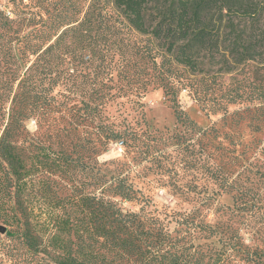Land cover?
Returning a JSON list of instances; mask_svg holds the SVG:
<instances>
[{"label": "trees", "instance_id": "1", "mask_svg": "<svg viewBox=\"0 0 264 264\" xmlns=\"http://www.w3.org/2000/svg\"><path fill=\"white\" fill-rule=\"evenodd\" d=\"M1 4L0 213L15 218L10 235L55 264H264V143L228 156L214 125L178 100L185 89L205 116L223 118L248 101L250 120L264 118V86L253 83L264 77V0ZM220 55L227 71L249 66L247 84L203 74ZM150 88L171 104L173 131L147 124ZM111 142L129 161L114 169L93 155ZM147 174L167 177L173 205L134 183L148 186Z\"/></svg>", "mask_w": 264, "mask_h": 264}, {"label": "rangeland", "instance_id": "2", "mask_svg": "<svg viewBox=\"0 0 264 264\" xmlns=\"http://www.w3.org/2000/svg\"><path fill=\"white\" fill-rule=\"evenodd\" d=\"M5 0H2L4 4ZM55 0H24V2L30 4L32 8L37 4L46 5L49 2ZM3 4L1 6L3 7ZM1 7V8H2ZM228 64H225L222 55L212 58L211 60L206 59L205 65H203V74L207 76L215 77L217 80L222 81L224 84L235 83L243 84L244 80L247 81L249 77L250 69L249 66L244 65L238 68L233 67V71H227ZM227 71V72H225ZM247 84V82H244ZM256 85L262 84L264 86V77L254 80ZM255 85H252L254 87ZM178 100L181 107L186 112L188 117L194 120L200 126L206 128L213 126L219 132V137L215 139L221 141L222 150L227 152L226 155H236L245 152V155L240 156L241 158L249 156L254 148L253 146L261 145L264 143V118L258 121H251L249 113L250 111L245 110L248 105H252L251 102L243 101L237 104L228 105L227 117H221L222 114H215L213 116H205L200 110L199 106L191 99L187 90H181ZM142 110L144 118L147 120V124L159 132L173 131L177 125L176 118L171 108V104L165 99L161 89H151L141 98ZM258 104V103H255ZM234 112L236 114H234ZM27 127L31 134H34L37 129V124L34 118H29L27 121ZM181 130V129H180ZM226 136V137H225ZM233 141V144L230 142ZM171 146H167L165 149L169 151ZM230 150H235L236 153H230ZM89 155L96 157L98 163H107L108 167L114 169L117 162H125L128 160L125 157V151L121 143L111 142L104 152L100 154H93L90 152ZM129 162V161H127ZM142 175V174H141ZM142 179L149 183L142 184L138 180H133L138 187L146 188L149 190V194L157 203L173 205L175 202L174 196L170 194V186L166 185L167 177L155 176L153 174H147ZM223 204H231V196L224 194L219 197ZM8 212V211H6ZM0 213V224H3L8 231L0 232V264H55L50 260L49 255L32 253L22 245L18 238L13 237L9 233H13L16 229L15 218L11 219V213Z\"/></svg>", "mask_w": 264, "mask_h": 264}, {"label": "water", "instance_id": "3", "mask_svg": "<svg viewBox=\"0 0 264 264\" xmlns=\"http://www.w3.org/2000/svg\"><path fill=\"white\" fill-rule=\"evenodd\" d=\"M5 229L6 227L3 224H0V232L2 233L6 232Z\"/></svg>", "mask_w": 264, "mask_h": 264}]
</instances>
